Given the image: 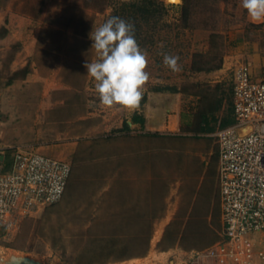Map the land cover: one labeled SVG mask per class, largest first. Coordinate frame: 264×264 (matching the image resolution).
<instances>
[{
	"label": "rangeland",
	"instance_id": "rangeland-1",
	"mask_svg": "<svg viewBox=\"0 0 264 264\" xmlns=\"http://www.w3.org/2000/svg\"><path fill=\"white\" fill-rule=\"evenodd\" d=\"M158 1L159 23H141L151 37L137 40L150 73L141 103L161 95L174 122L153 133L133 124L137 110L101 105L84 67L96 58L89 34L130 0H0V164L37 148L71 165L58 201L0 235V263L151 264L140 257L183 256L220 236L216 132L232 118L233 69L247 62L264 77V21L241 0ZM164 53L179 57V72Z\"/></svg>",
	"mask_w": 264,
	"mask_h": 264
},
{
	"label": "built area",
	"instance_id": "built-area-1",
	"mask_svg": "<svg viewBox=\"0 0 264 264\" xmlns=\"http://www.w3.org/2000/svg\"><path fill=\"white\" fill-rule=\"evenodd\" d=\"M232 113L234 122L216 132L222 237L201 250L184 252L186 262L264 264V249L254 237L264 233V77H256L247 62L233 70ZM70 171L69 161L36 148L16 149L8 166L0 164L3 235L58 201Z\"/></svg>",
	"mask_w": 264,
	"mask_h": 264
},
{
	"label": "clouds",
	"instance_id": "clouds-1",
	"mask_svg": "<svg viewBox=\"0 0 264 264\" xmlns=\"http://www.w3.org/2000/svg\"><path fill=\"white\" fill-rule=\"evenodd\" d=\"M241 6L253 22L264 21V0H241ZM89 38L96 58L84 67L95 81L99 103L106 107L139 109L150 73L148 54L135 38L134 24L112 16L94 27ZM163 64L173 72L180 71L178 56L164 53Z\"/></svg>",
	"mask_w": 264,
	"mask_h": 264
},
{
	"label": "crops",
	"instance_id": "crops-1",
	"mask_svg": "<svg viewBox=\"0 0 264 264\" xmlns=\"http://www.w3.org/2000/svg\"><path fill=\"white\" fill-rule=\"evenodd\" d=\"M232 62H233V59L231 61L229 57L225 59L222 63V67L220 68V71H226L227 69H229L231 64H233ZM250 68L252 70V73L255 75L256 69L252 68V65L250 66ZM231 95H232V83H231ZM137 114L142 118V122L137 121V122H134L133 124L136 123V126L143 127V130L146 132L147 131L149 132L161 131V129L169 127L170 124L173 125V122H174L173 113H168L166 117L164 116L165 113H164V108H163L162 96L158 95L157 93H150L147 95L146 99L141 103V106L139 107V109H137ZM126 122L128 124V127L132 126V122L130 120H127ZM46 150H53L57 152L58 154L63 155L62 151H60L61 149L59 151H56V149L48 147V148H44L43 151H46ZM4 159H5L4 154H0V161L2 164H5L6 162V160ZM221 237H222V234H220L217 240H219ZM255 244L258 248L264 249V233L262 234L260 233L258 235V237L255 240ZM182 252H188V251L182 250ZM169 253H170L169 250L156 251L154 252L155 256L151 257L148 253L146 256L140 257V259L147 258L151 264H215L211 260L202 261L200 259L198 260L196 259L191 262H186V260L185 261L182 260V257H181L182 254L177 253V255L171 256V254Z\"/></svg>",
	"mask_w": 264,
	"mask_h": 264
},
{
	"label": "trees",
	"instance_id": "trees-1",
	"mask_svg": "<svg viewBox=\"0 0 264 264\" xmlns=\"http://www.w3.org/2000/svg\"><path fill=\"white\" fill-rule=\"evenodd\" d=\"M165 9V6L162 1L158 0H130V2H123L114 10V16H118L125 21H129L134 24L135 28V38L136 40H141L145 37H148L150 39L149 34H145L143 37L141 36V23H145L146 25H149V27L153 28L159 23V20L161 19V16L163 14V11ZM165 25L166 23L163 22L161 25ZM232 110V105H231ZM210 112H213V109L211 107L207 108L206 110L201 111V123L204 122V118L206 114H209ZM133 122H142V118L138 114H134L132 116ZM234 122V116L232 113V118L230 120H226L222 123V126L228 124H232ZM200 123V124H201ZM227 125V126H228ZM203 125L199 126V130H203ZM225 127V126H224ZM128 124L126 121H124V127L123 129H128ZM157 133V132H153ZM143 222V221H140ZM4 230L0 227V235H3ZM141 235V233L135 232L132 233L130 237L132 239H138L139 241H142V238H146L145 242L147 243V240L149 239V236Z\"/></svg>",
	"mask_w": 264,
	"mask_h": 264
},
{
	"label": "water",
	"instance_id": "water-1",
	"mask_svg": "<svg viewBox=\"0 0 264 264\" xmlns=\"http://www.w3.org/2000/svg\"><path fill=\"white\" fill-rule=\"evenodd\" d=\"M0 264H41L39 260H36L29 256H11L9 259L1 261Z\"/></svg>",
	"mask_w": 264,
	"mask_h": 264
},
{
	"label": "bare ground",
	"instance_id": "bare-ground-1",
	"mask_svg": "<svg viewBox=\"0 0 264 264\" xmlns=\"http://www.w3.org/2000/svg\"><path fill=\"white\" fill-rule=\"evenodd\" d=\"M247 129H248V128H245V129L243 130V132L247 131Z\"/></svg>",
	"mask_w": 264,
	"mask_h": 264
}]
</instances>
